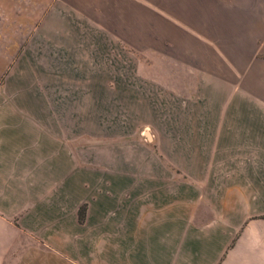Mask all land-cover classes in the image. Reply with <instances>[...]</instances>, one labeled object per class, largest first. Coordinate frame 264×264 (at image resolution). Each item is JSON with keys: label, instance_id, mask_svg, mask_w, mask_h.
Segmentation results:
<instances>
[{"label": "crops", "instance_id": "crops-1", "mask_svg": "<svg viewBox=\"0 0 264 264\" xmlns=\"http://www.w3.org/2000/svg\"><path fill=\"white\" fill-rule=\"evenodd\" d=\"M20 1L29 35L0 65V264H264V0H126L118 26L96 25L121 47L178 49L170 63L199 69L194 92L168 87L200 112L169 123L164 155L183 185L156 167L82 168L81 122L49 97L62 90L53 81L97 77L92 0Z\"/></svg>", "mask_w": 264, "mask_h": 264}, {"label": "rangeland", "instance_id": "rangeland-1", "mask_svg": "<svg viewBox=\"0 0 264 264\" xmlns=\"http://www.w3.org/2000/svg\"><path fill=\"white\" fill-rule=\"evenodd\" d=\"M125 1L92 0V70L97 77L92 80L53 81L62 90L59 94L50 95L49 99L65 107L66 119H78L81 122L82 168L114 170L156 167L166 174L161 178L163 183L169 180L172 183L173 180L183 185L191 180L184 175L179 164L175 165V161L164 155L174 147L167 142L170 131L174 129L170 128L169 123L175 121L177 125H183L184 121L199 119L200 112L191 110L189 100L194 95L178 96L175 102L168 93V87H176L180 93L194 92L197 81L192 71L199 69L194 65L170 63V55L183 58L184 53L178 49L175 52L162 46L125 48L115 41L116 32H113L114 37L111 38L101 33L96 25L105 23L115 27L120 24V8L124 7ZM20 2L0 0L2 70L11 66L3 60L10 57L12 50H17L12 47L20 44L17 54L20 55L24 51L26 36L29 35L31 17L18 15ZM146 2L153 8L165 10L169 5L168 0ZM260 6L263 7L262 4ZM103 9L108 10L107 15L96 13ZM254 23L261 27L264 25V17L258 16ZM129 36L136 39L135 32L130 31ZM152 39L151 32L146 31L145 44L148 42L151 46ZM258 41L264 45V38L259 37ZM192 59L195 66L200 68L199 57ZM6 79L7 71L0 77V88L5 86ZM74 91L78 93L73 94ZM88 92L90 94H86ZM186 146L180 147L183 149ZM82 207L87 217L88 205L83 204Z\"/></svg>", "mask_w": 264, "mask_h": 264}, {"label": "trees", "instance_id": "trees-1", "mask_svg": "<svg viewBox=\"0 0 264 264\" xmlns=\"http://www.w3.org/2000/svg\"><path fill=\"white\" fill-rule=\"evenodd\" d=\"M84 207H82L81 208V210H80V223H84L85 222V217H86V215H85V209H83Z\"/></svg>", "mask_w": 264, "mask_h": 264}]
</instances>
